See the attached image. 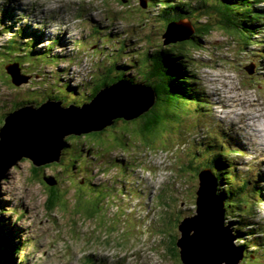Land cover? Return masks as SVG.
<instances>
[{
	"label": "rangeland",
	"instance_id": "1",
	"mask_svg": "<svg viewBox=\"0 0 264 264\" xmlns=\"http://www.w3.org/2000/svg\"><path fill=\"white\" fill-rule=\"evenodd\" d=\"M142 1L0 0V45L12 40L19 45L33 41L28 44L30 49L46 52V41L50 43L57 36L62 42L51 51L56 57H39V67L30 56H23L20 68L29 79L24 78L27 83L20 86L10 83L3 68L7 62H14L6 59L13 55L4 53V59L0 55V114L18 109L11 107L14 102H25V106L31 99L46 101L50 91H60L63 97L68 95L69 86L77 84L83 88H76V94L71 95H78L79 100L89 94L88 79L115 75L114 63L122 66L120 74L127 70L143 80L140 75L149 69L143 47L147 45L151 52L167 45L158 38L165 30L164 23L159 16L151 19L146 15ZM26 2L31 11L24 5ZM255 8L263 16L253 27L256 31L251 39L238 41V36L219 29L211 17L207 22L212 23V31L198 43H186L181 50L195 74L192 83L201 91L200 101L175 109L165 105L168 115L144 136L137 129V120L112 122L106 126L105 134L95 131L68 135L66 142L71 148L64 147L62 155L81 160V171L76 173L73 168L61 171L57 161L35 168L26 158L8 169L0 183V212L6 239L16 244L11 255L16 264H183L175 240L179 235L178 221L194 213L198 185L194 167L206 155L219 150L228 154L240 181L245 176L250 183L256 181V171L264 180V147L256 142L261 141V132L253 130L260 119L264 120V2ZM157 10L154 7L148 13L152 17ZM203 16L199 22H205ZM187 22L183 19L181 23ZM41 28L47 35L39 32ZM61 33H67L69 38L63 40L58 35ZM134 40L141 51H135ZM122 43L125 48L119 60L116 48ZM27 48L23 53L29 55ZM68 60H72L70 65ZM251 64L253 74L244 68ZM64 69L69 72H62ZM66 77L69 84L60 87ZM104 79L110 80L107 77L99 81ZM40 88L48 95H37L42 92ZM83 92L87 95L80 97ZM72 100L65 102L73 104ZM80 103L84 104L82 99ZM244 111L250 117V126L243 121ZM172 112L177 116L172 117ZM220 143L223 146L219 149ZM44 176L54 177V190L48 189ZM202 179L210 182L206 176ZM258 184L262 188L260 203L253 209L248 204L243 213L250 216L253 224L246 230L263 232L264 183L260 180ZM232 186L238 185L234 182ZM48 192L54 194L49 207L45 204ZM130 199L134 210L126 202ZM230 211L239 220L236 209ZM254 241L260 239L254 237ZM256 254L253 264H264V247Z\"/></svg>",
	"mask_w": 264,
	"mask_h": 264
},
{
	"label": "trees",
	"instance_id": "2",
	"mask_svg": "<svg viewBox=\"0 0 264 264\" xmlns=\"http://www.w3.org/2000/svg\"><path fill=\"white\" fill-rule=\"evenodd\" d=\"M156 1L165 2V3L164 4L157 3ZM152 2H154L155 5H158V4L161 5L162 7L160 9L161 11L158 13L160 18L167 19L168 21H176V20L181 21L183 19H187L188 22L193 21L194 25L192 29L194 32L190 35L188 39L181 40V42L180 41L170 42V44H167V46L163 47L162 49L156 47L157 49H154L153 53H151L149 57L144 56V59L147 61V64L149 66V69L148 71L144 72V74H141L140 77L143 78V81L144 83H146V85H148L155 91L156 100H155V104L148 111L144 112V114H142L138 118L133 119V120L138 121L137 129L142 136L146 135L147 132L148 133L151 132L156 126H158L161 123L163 116L168 115V113L164 109L165 105H171L174 107V109L178 108V106L182 108L183 105L185 104L190 105L192 104L193 101H200L202 98L201 91L199 92V90L196 88V85L192 83L193 81H195L194 80L195 74L192 72L188 64L189 61L186 59V57L183 56V54H181V50L185 49V46L187 45L186 43H189L191 41L193 43H198L200 42V39L203 35H206V34L208 35L212 31V27H213L212 23L207 22L208 21L207 20L203 22L204 24H199L200 23L199 17H202L203 16L202 14H206L203 17H205V19L211 18V17L214 18L215 19L214 22L218 26L219 29L225 30L228 33L238 34L240 35L242 39H245L243 36H247L248 33H250L248 28L250 29L252 28L251 34H253L256 31L255 29H253V27L258 25L257 24L258 18L261 17L262 15L261 12H258L257 8H254V4H260L264 2V0H251V1L250 0H215V2H212L211 0H199L198 2H195V3L190 1L188 4L179 2L178 5L170 4V3L176 2L174 0H169L170 3L165 0H153L150 3ZM199 8L202 9L200 12L198 11ZM143 11L145 10L143 9ZM192 13H193V16L191 15L192 17H189L188 14H192ZM38 35H41V34H38ZM41 40L44 41L45 39H41ZM32 42L33 41H28L26 43L20 42V45H19L15 43L14 40H12L8 44H1L0 46H2L3 50L2 52L0 51L1 53L0 55H3V59H4V55L6 53L8 54L10 53L9 55H13V57H9L6 59L8 60L14 59L13 60L14 62L12 63L18 64L19 67L20 65H22L21 62L23 60V56L25 55V58L30 56V58L33 60V63H37V67H39L40 66V63L38 62L39 57L43 55L51 54L52 49H54V47H57L60 43H62L59 37L56 36L54 39L51 40L50 43L46 44L45 46V50H47L46 52H44L42 48H40V50H43V51L35 52L34 47L33 49H30V47L28 46V44L31 45ZM38 44L39 43H37V45ZM180 46H183V48H181ZM25 48H27V52L29 55H27L26 52L23 53L24 51H26ZM117 50L121 52L122 48L118 47ZM51 55L56 57L55 56L56 54H51ZM114 66H117L116 63H114ZM120 67L122 66H119L116 68L115 75H111V74L104 75L102 78L109 77L110 80L104 79L101 82H99V84H96L95 87H92V89L89 90L90 93L87 95V98L84 102H87V100L90 101L91 99H93L94 96L97 94L98 91H100L102 87L113 83L115 78L126 77L127 71H125V73H122L125 75L120 74L122 72ZM50 75H52V73ZM7 76L10 81V76L9 75ZM136 77H139V75ZM131 81L136 82L137 78H134V80L131 78ZM10 83L16 86L11 81ZM63 86L64 85L60 87H63ZM69 89L74 90L75 86H69ZM41 91H42L41 93L40 91H38L39 93L37 95H40V94H42L43 96L48 95L47 91L43 89H41ZM71 93L73 94V92ZM50 94L51 95H49V98L63 99V97H61L60 91H56L55 93L53 91L52 92L50 91ZM35 100L36 99H31V102H35ZM31 102H29L28 100V103H31ZM24 103L25 102H21V103L14 102L11 105V107L14 109L19 108V107L24 106L22 105ZM200 108L201 107H197V109H200ZM5 115H6V112H3L2 115L0 114V116H2L0 118V123H3V118L5 117ZM170 115L172 117L177 116L174 112L170 113ZM119 120L125 123L128 122L123 119H115L114 123ZM105 129L106 127L98 131V133L105 134L104 132ZM73 135H76V134H73ZM199 143L203 144L202 142H199ZM63 145L64 147L68 146L69 148H71V146L66 141L63 143ZM222 146H223L222 143H220L219 149ZM212 147H214V145H212ZM62 150H61V154H62ZM205 150L208 151L209 146H206ZM227 155H224L223 152L217 150L216 153L206 155L204 157L205 160L203 162H200L203 168L206 167L208 169L209 168L212 169L214 176L217 178V183L219 182L218 183L220 186L219 191L222 194V196L225 197L226 200L227 199L229 200V197L237 196V199L243 201V198L241 197L242 196L244 197V194L246 193V191L251 187L252 192H253L252 197L253 198L260 197L261 196L260 194L262 193V188L258 184V182L262 180V184H263L264 180L262 178H256V181L254 180L252 183H250V179L245 178L240 181V179L237 178L238 176L235 177L233 174L236 171V169L234 170L235 167L227 163V160L224 158ZM68 160H69V164H67L66 166L67 170L72 169V168L74 169L73 163H77L78 167L82 166L81 160H79L77 156H71L68 158H64L63 155H61L59 157V161L57 162L66 163ZM200 164L194 167L196 175H198L199 172L202 170L199 167ZM33 167H32V171L36 173L37 171H35ZM76 170L81 171L79 168ZM233 180H236L239 182L238 184L239 189L233 188L232 186L233 183L231 184ZM104 184H107V183H104ZM54 186L55 185L48 186V189L54 190L55 189ZM53 201H54V194L51 192H48L47 200L45 201L46 206L47 207L52 206ZM247 204L251 205V201L248 200ZM260 244L264 245V241H262V243ZM3 247L5 249V252L3 254L1 264H16L15 259H13L11 256L13 252H15L17 249L16 244L11 243V240H7L4 238Z\"/></svg>",
	"mask_w": 264,
	"mask_h": 264
},
{
	"label": "water",
	"instance_id": "3",
	"mask_svg": "<svg viewBox=\"0 0 264 264\" xmlns=\"http://www.w3.org/2000/svg\"><path fill=\"white\" fill-rule=\"evenodd\" d=\"M170 22L163 35L169 36L165 39L167 44L189 38L192 33L189 22L181 23L183 20ZM181 27L183 30H179ZM5 68L11 76L12 83L20 84L24 78L28 81L29 75L24 77L18 64L11 63ZM244 68L250 73L254 72L253 64ZM155 100L156 96L151 87L123 79L98 91L87 104L74 105L62 100H46L13 110L5 115L0 125V183L8 169L22 158H28L35 166L59 161L67 133L70 135L95 132L111 124L114 117L132 119L147 111ZM199 176L202 184L206 181H203V176L214 183L215 179L208 168L200 171ZM46 180L55 184L54 177H47ZM197 216L195 214L188 217L194 219ZM1 219L0 212V264L5 252L4 238L6 239ZM183 219L178 224L182 236L177 239L176 244L180 248L181 259L188 263L183 255Z\"/></svg>",
	"mask_w": 264,
	"mask_h": 264
},
{
	"label": "bare ground",
	"instance_id": "4",
	"mask_svg": "<svg viewBox=\"0 0 264 264\" xmlns=\"http://www.w3.org/2000/svg\"><path fill=\"white\" fill-rule=\"evenodd\" d=\"M122 1L126 2L127 0H122ZM151 1H153V0H143L140 3V5L144 6L143 8H146V9H144L145 11H143V12H145L146 15H148L151 19H157V18H159L158 17L159 16L158 13L161 11L160 9L162 7H161L160 4L155 5V3H154L155 1L150 3ZM165 1L169 2V0H165ZM174 1H176V2H173V3L169 2V3L173 4V5H178L179 2L188 4L192 0H174ZM211 1L215 2V0H211ZM143 2H145V3L142 4ZM156 2L157 3H162V4L165 3V2H158V1H156ZM192 2L195 3V1H192ZM26 4H27V2L24 5L26 6ZM255 5H257V4H254V8H255ZM28 7L29 6L27 4V8ZM154 7H157V9H158L157 12L158 13L157 14H153L154 16L151 17L149 15L148 11L151 8H154ZM51 10H53V8H51ZM30 11H31V8H30ZM258 12H260V10H258ZM261 14H263V13L261 12ZM159 19L162 21V23H164V27L168 26V24L171 23L167 19H162V18H159ZM205 21H207V19ZM189 23H190L191 29H192L193 25H194L193 21H191ZM199 24H204V23L200 22ZM66 26L68 27L69 24L66 23ZM179 30H183V28L181 27V28H179ZM164 31L165 30L163 29V32L161 34L159 33L158 38L161 40L163 45H167V42H165V39H167L169 36L168 37L166 35L163 36L164 35ZM39 32L42 33V34H46L45 29H42V28H41V31H39ZM193 32L194 31L192 29V33ZM249 32L250 33H248L247 36H243L245 39H242L240 37V35H238V34H234V33H229V34L234 35L235 37L238 36V41H240V38L243 41V40H246V39H248V40L251 39V31H249ZM40 33H38V34H40ZM58 35H60V37L63 38V40L69 38L67 33H65V34L61 33V34H58ZM125 35H127V33H125ZM172 35H174V34L172 33ZM186 35H188V34H186ZM108 36H110V34ZM144 41H145L144 43L146 44L147 41L146 40H144ZM69 42H70V40H69ZM177 42H179V41H177ZM134 43H136L135 46H134L135 51H137V50L141 51V49H137L136 48V47H140L138 45L139 43L137 42V40H134ZM168 44H170V43H168ZM124 46H125V44H123V43L118 45V47L122 48L121 52H124V48H125ZM143 48H144V51H143L144 52V56L149 57L150 54L153 53V50L150 52V49L147 47V45L144 46ZM117 51H118L117 54H118L119 60L123 59L120 51L119 50H117ZM132 53H134L133 50L129 53V55H131ZM44 54H46V53H44ZM71 56H72V54L71 55L69 54L70 59H71ZM125 58H126V56H125ZM127 58H128V56H127ZM130 60H131V58H130ZM130 60H128V61H130ZM70 61H72V60H68V64L69 65H70ZM9 64H11V62H7V64H5L3 68H4V71L6 72V74L10 76V74L7 72V70L5 68V66L9 65ZM128 65H131V63H128ZM117 67H119V66H114L112 64V69L114 70V72H116V68ZM102 69L104 70V66L102 67ZM65 70H66V72H69V69H64L62 72H64ZM24 71H25L24 69L20 68L21 74L24 77H26V74H24ZM247 72L249 74H253V73H250L249 71H247ZM104 75H107V74H104ZM104 75L97 76L96 80L88 79V82H86V83H88V84H86L87 87L89 89H92V87H95L96 84H99V82H100L99 80ZM126 75L127 76L123 77V78H115L113 83H115L117 81H120V80H123V79L131 81V78L133 80H134V78H137V81H136L137 83H140V84H143L145 86H148V85H146V83H144L143 80H138L139 77H136V76H138V74H136V73L128 74V71H127ZM49 77H47V78H49ZM68 80H69V77H66L64 79V86H65V84H69ZM10 81H11V76H10ZM19 82H21V81H19ZM39 82H43V81L40 80ZM39 82H37V83H39ZM25 83H27V82H25V80H23L22 83L15 84V85L16 86H20V85H24ZM81 83H84V82H81ZM108 85H110V84H108ZM108 85H106V86H108ZM74 86H75V89H74L75 92H73V94H76V88H77L78 84L74 85ZM106 86L102 87L100 89V91L103 90V88H105ZM81 88H83V86H81L80 89ZM68 90H69L68 91V95H65V96L62 95L63 99L49 98L48 100H62V101H65L68 98H73L74 101L76 102V103L75 102L73 103L74 105H82V104H80V100L82 99L83 102H84L86 100V98H87V96H85V95H87L86 92H83V94H81V96L84 95L85 97L80 98L79 100H76V99H78L77 97H79V96L76 95V96L72 97L73 94L70 92V89H68ZM80 92H81V90H80ZM199 92H200V90H199ZM89 93H90V91H89ZM154 93H155V91H154ZM88 102H84V103L87 104ZM31 103H34V102H31ZM28 104H30V103L25 104V106L28 105ZM246 109H248V108L246 107ZM255 113L258 114L257 112H255ZM142 114H144V112L139 114L136 117H133L132 119H127L125 117H114V118H112V121L114 122L115 119H123L125 121H128V120L132 121L133 119L138 118ZM239 114L241 116H243V112L242 111ZM257 117H259V115H257ZM243 118H244V120H243ZM243 118H242V120L245 123H247L248 126H250V122H249L250 117L245 113V111H244V117ZM259 121H260L259 124H255L256 126L253 128V130L255 132H261V134L259 136L262 139H261V141L256 140V142H259L260 146L264 147V128L261 127V124L264 123V120L260 119ZM108 125H105L101 129L96 130V132L104 129ZM81 134H84V133H81ZM67 136H68V133L64 137L63 143L66 141L65 139H66ZM256 142H254V143H256ZM62 149H64V145H63ZM234 152L242 153V151H240L238 149H234ZM226 158H227V156H226ZM26 159H28V158H26ZM122 159H123V157H122ZM227 163H229L231 165L230 160L228 158H227ZM76 164L77 163H73L74 169H78L79 168ZM42 165H45V164H42ZM198 165L199 164H197V166ZM33 166L37 167L34 164H33ZM46 167H48V166L46 165ZM199 167L202 169L201 171L204 170V168L202 166H199ZM209 170H210L211 174L213 175V177L215 179L214 183H213V181L212 182H206L205 181L202 184L201 177L199 176V174L196 175V177L198 179V185H197L196 191H194V207H195V209H194L193 215L197 214L198 216L195 217L194 219H191L190 217H188L189 215L188 216H185V215L183 216V218H184L183 219L184 220L183 228H182L183 229V238H182L183 255H184L185 259L187 261H189V262L185 263V262H183L182 259H181V261H182L183 264H244V263L248 264V261H250V264H253V259L257 258L255 256V254L258 253V251H260L264 247L263 244H260V243H262V241H264L263 240L264 231L263 232L257 231V232H259L258 233L259 235L254 236L255 233H257V232H255L254 230H246L245 227L253 226V224L249 220L250 216L245 215L243 212H244V209L248 206V204H247L248 200L251 201L252 209L255 206V204H257V203L259 204L260 201L258 200V197H254V198L252 197L251 198L249 196V195L253 194L251 187L249 188V191L247 190L245 194L243 193L244 197L243 196L241 197V198H243V201L237 199V196L229 197V200L228 199L226 200V198L223 197L222 194L219 191V187H220L219 184H218L219 182L217 183V178L214 176V173L212 172V169L209 168ZM258 170L261 172V174H263L261 169H258ZM233 174H234L235 177L238 176L236 171ZM137 176H139V175L137 174ZM254 176L256 178H260V174L258 173V171H256ZM46 178L43 177V180L48 184V186H53L54 183L47 182ZM244 178H248V177L245 176ZM234 182L237 185L239 184V182L236 181V180H233L232 183H234ZM92 186L97 188L94 184ZM233 188L234 189H239V186L233 187ZM249 197H250V199H249ZM126 202L129 203V206L131 208L134 207V205L131 203V199L129 201H126ZM234 209H236V214H237V217H238L239 220H236L235 219L236 217H234V214L230 211V210H233V212H234ZM133 210H134V208H133ZM199 210H200V212H199ZM189 218H190V220H189ZM262 220H264V215L262 217ZM179 223L180 222L178 221V224ZM11 230L14 232L13 229H11ZM187 230L189 232L188 234H187ZM181 236H182V233H181V231H179V235L176 237L175 241H177V239L179 237H181ZM254 237L259 238L260 242H255L254 241ZM173 242H174V238L172 240V244H174ZM172 244H171V249L174 250V247H173ZM176 246H177V244H176ZM11 248H13V247H11ZM179 249H178V254L180 256ZM180 258H181V256H180Z\"/></svg>",
	"mask_w": 264,
	"mask_h": 264
},
{
	"label": "flooded vegetation",
	"instance_id": "5",
	"mask_svg": "<svg viewBox=\"0 0 264 264\" xmlns=\"http://www.w3.org/2000/svg\"><path fill=\"white\" fill-rule=\"evenodd\" d=\"M76 103V102H75ZM73 135V134H72ZM62 155V154H61ZM67 164H69V160L66 163H59L58 167L61 171L67 170ZM74 171H78L76 169H73Z\"/></svg>",
	"mask_w": 264,
	"mask_h": 264
}]
</instances>
